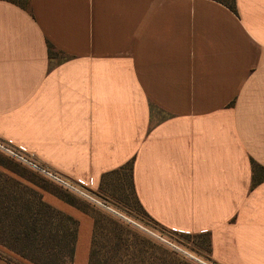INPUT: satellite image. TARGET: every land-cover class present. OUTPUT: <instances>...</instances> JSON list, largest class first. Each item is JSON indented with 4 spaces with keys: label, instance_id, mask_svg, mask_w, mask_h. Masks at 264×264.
I'll return each instance as SVG.
<instances>
[{
    "label": "crops",
    "instance_id": "1",
    "mask_svg": "<svg viewBox=\"0 0 264 264\" xmlns=\"http://www.w3.org/2000/svg\"><path fill=\"white\" fill-rule=\"evenodd\" d=\"M0 0V138L99 187L131 161L165 229L264 264V0ZM72 264H88L93 219ZM0 264H12L0 258Z\"/></svg>",
    "mask_w": 264,
    "mask_h": 264
},
{
    "label": "trees",
    "instance_id": "2",
    "mask_svg": "<svg viewBox=\"0 0 264 264\" xmlns=\"http://www.w3.org/2000/svg\"><path fill=\"white\" fill-rule=\"evenodd\" d=\"M14 1V0H12ZM230 10L235 11L234 0H220ZM131 161L125 165L103 173L99 189L107 182L111 193L122 197L123 192L130 190L135 209L150 217L142 209L132 182ZM253 180L264 178V168L252 161ZM22 182L0 172V247L13 253L28 264H72L78 230V221L72 216L54 208L42 199L40 190H47L68 204L90 215L93 229L90 242L88 264L93 241L100 225L106 223L102 215L91 213L88 208L57 189L35 183L23 177ZM32 184V185H31ZM35 187V188H34ZM38 188V189H37ZM128 193V191H127ZM81 205V206H80ZM206 251L210 250L207 234ZM0 251V258L12 264H24L6 257ZM6 254V253H5Z\"/></svg>",
    "mask_w": 264,
    "mask_h": 264
},
{
    "label": "rangeland",
    "instance_id": "3",
    "mask_svg": "<svg viewBox=\"0 0 264 264\" xmlns=\"http://www.w3.org/2000/svg\"><path fill=\"white\" fill-rule=\"evenodd\" d=\"M0 172L22 182H26L23 178L26 177L47 185L50 190L57 189L91 213L107 219L97 229L90 264H215L206 251L205 235L174 232L159 226L135 209L130 190L123 192L121 198L113 195L107 186L109 179L99 189L98 198L111 211L91 206L2 153ZM0 251L13 261L28 264L1 247Z\"/></svg>",
    "mask_w": 264,
    "mask_h": 264
},
{
    "label": "built area",
    "instance_id": "4",
    "mask_svg": "<svg viewBox=\"0 0 264 264\" xmlns=\"http://www.w3.org/2000/svg\"><path fill=\"white\" fill-rule=\"evenodd\" d=\"M0 153L14 159L28 169L36 172L41 177L55 184L69 194L80 198L91 206L111 211L110 207L99 200V187L91 183L82 182L80 179L66 176L50 166L40 162L26 149L0 138Z\"/></svg>",
    "mask_w": 264,
    "mask_h": 264
}]
</instances>
